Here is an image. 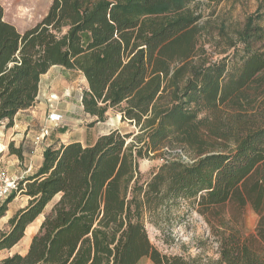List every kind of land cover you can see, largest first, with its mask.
Listing matches in <instances>:
<instances>
[{
	"label": "trees",
	"instance_id": "trees-1",
	"mask_svg": "<svg viewBox=\"0 0 264 264\" xmlns=\"http://www.w3.org/2000/svg\"><path fill=\"white\" fill-rule=\"evenodd\" d=\"M45 1L38 9L11 0L30 19ZM194 2L52 0L23 32L4 20L0 4V125L12 127L34 105L41 76L59 66L84 77L80 103L92 123L123 105L121 121L137 129L112 130L90 145L46 147L39 168L0 205L1 218L16 195L28 198L0 231V251L19 243L58 200L26 253L0 264H264L262 17L249 16L237 32L239 48L212 60L197 44L204 25ZM226 30L219 35L229 39ZM8 148L21 158L20 148ZM158 157L161 165L140 182L138 161ZM177 199L202 212L233 207V228H211L217 258L168 255L151 244L145 214ZM247 206L257 215L252 233L244 225Z\"/></svg>",
	"mask_w": 264,
	"mask_h": 264
},
{
	"label": "rangeland",
	"instance_id": "rangeland-1",
	"mask_svg": "<svg viewBox=\"0 0 264 264\" xmlns=\"http://www.w3.org/2000/svg\"><path fill=\"white\" fill-rule=\"evenodd\" d=\"M51 1L48 0L42 13L36 17H31V19L19 12L11 0H0V4L3 8L4 20L14 25L18 31L23 32L34 26L45 16ZM45 2V0H25V6L41 9ZM191 8L202 16L199 27L201 28L204 25V29H199L200 33L197 34V44L203 47L206 55L212 60L221 57L219 52L225 51V55H228L235 51L234 48H239L237 32L243 27L249 16L256 13L261 16L260 25L264 28V0H221L217 3L209 0H195ZM224 26L227 27L226 31L229 39L219 35L221 28ZM230 42H236V47L229 45ZM51 73L52 77L49 79L59 81L61 84H57L55 88L52 90L49 88L47 91L44 90L45 85L42 83L45 94L42 97L45 104V118H47L49 111H58L63 115V120L58 126H50L51 129L47 137L52 132L61 133V137L67 142L79 141L83 145H90L98 136L107 134L112 130H118L121 134L137 133V129L133 125L121 121L119 109L123 105L119 108L109 109L106 112L105 121L92 123L93 119L83 113L80 104V96L86 87L84 77L80 73L67 71L59 67L52 69ZM7 149L9 152V148ZM172 152L182 154L179 149ZM162 161L163 159L160 157L139 160L140 182L147 180L150 174L161 165ZM54 202L55 199L46 206L41 215L45 216ZM233 215H235V212L230 205L202 212L195 202L177 199L166 206L158 208L155 212L146 213L144 226L151 244L161 253L177 254L185 257L202 255L207 258H217L218 243L211 228H233L235 226ZM36 223L35 221L26 230L25 239L16 249L5 250L0 253V257H8L14 252L25 254L28 249L25 242L28 239L30 240L38 230L35 228ZM256 224L257 215L247 206L244 212L246 232L252 233ZM138 264L152 263L149 259L143 258Z\"/></svg>",
	"mask_w": 264,
	"mask_h": 264
},
{
	"label": "crops",
	"instance_id": "crops-1",
	"mask_svg": "<svg viewBox=\"0 0 264 264\" xmlns=\"http://www.w3.org/2000/svg\"><path fill=\"white\" fill-rule=\"evenodd\" d=\"M58 67L59 66L51 67L46 74L41 76L39 93H38V96L33 106L30 107L29 109L19 111L14 117L12 127L6 129L4 123H1L0 125V136L2 137L0 139V147H1L0 148V167H1L0 170L6 172L12 178L23 179L28 176H31L41 165L42 153L46 147L55 146V145L59 146L61 144H67L69 142H72V141L67 142L65 139H63L61 137L62 136L61 133L52 132L49 137L37 143V138H38L40 129L44 125H49V123L47 122L45 118V111H44L45 104H44V99L42 97H44L45 95L44 90L48 91L49 88H51L52 90L53 88L57 86V84H61L59 83V81L57 82L56 80L49 79L52 77V73H51L52 69L58 68ZM59 68H62V67H59ZM64 70H67V69H64ZM67 71L80 73V72L73 71V70H67ZM42 83L45 85L44 90L42 87ZM51 127H54V126H51ZM95 140H93L92 143ZM10 143L13 144L15 148L21 149V158L17 157L14 154H9L7 148ZM54 199L56 202L58 200V197H55ZM2 203H3V200H0V205ZM27 203H28V198L21 194H18L12 199L11 202L7 204V210L5 214L0 218V231L8 229L9 219L12 218L20 209H23L27 205ZM52 206H50V209L52 208ZM39 217H38L39 219L37 218L35 220L37 222L35 228L37 229L39 228L41 222L43 221L44 216L40 215ZM33 223H31L26 228V230L30 228V226ZM26 230H25L24 237L21 239V241H19V243L13 246L10 250L16 249V247L25 239ZM30 240L28 239L25 242V245L29 246ZM3 251L5 250L0 251V253ZM14 253H17V252H14ZM3 258L4 257H0V260H2Z\"/></svg>",
	"mask_w": 264,
	"mask_h": 264
},
{
	"label": "built area",
	"instance_id": "built-area-1",
	"mask_svg": "<svg viewBox=\"0 0 264 264\" xmlns=\"http://www.w3.org/2000/svg\"><path fill=\"white\" fill-rule=\"evenodd\" d=\"M49 126H43L38 135L37 142L49 135L50 126H58L62 123L63 115L58 111H49L47 114ZM19 179L10 177L6 172L0 170V200H5L12 193L17 191Z\"/></svg>",
	"mask_w": 264,
	"mask_h": 264
}]
</instances>
